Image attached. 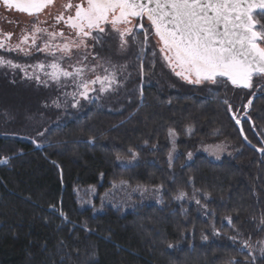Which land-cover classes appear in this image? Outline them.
<instances>
[{
	"label": "trees",
	"instance_id": "trees-1",
	"mask_svg": "<svg viewBox=\"0 0 264 264\" xmlns=\"http://www.w3.org/2000/svg\"><path fill=\"white\" fill-rule=\"evenodd\" d=\"M163 71L155 73L156 83L135 89L110 109L83 99L73 108L71 98L65 106L60 91L72 87L37 86L19 72L0 69V158L11 157L0 164V264H244L251 259L252 253L225 234L202 237L210 236L214 223L222 233L238 230L245 239L264 238V152L250 147L237 126L242 120L249 141L264 149V79L254 77L251 89L223 81L194 86L168 68ZM57 96L60 108L52 106ZM170 129L180 148L171 167ZM223 138L238 144L239 153L213 160L196 151L188 161L190 150ZM129 149L137 160L117 161V155L130 161ZM122 181L159 190L161 202L151 195L125 208L107 205L99 213L81 205L80 188H95L93 205L99 207ZM181 191L201 193L208 207L185 209L174 199ZM253 264H264V258Z\"/></svg>",
	"mask_w": 264,
	"mask_h": 264
},
{
	"label": "snow or ice",
	"instance_id": "snow-or-ice-1",
	"mask_svg": "<svg viewBox=\"0 0 264 264\" xmlns=\"http://www.w3.org/2000/svg\"><path fill=\"white\" fill-rule=\"evenodd\" d=\"M53 2L2 0L6 9L28 14L35 18V23L30 29L22 30L15 44L9 43L11 33L4 35L0 39V49L25 58L41 54L44 60L21 64L0 55V69H8L13 75L19 72L22 80L37 86L55 85L58 91L72 87L71 92L60 91L65 106L69 105V98L73 108L80 106L81 99L96 103L105 95L117 93L130 77L127 69L131 65L119 64L96 52L98 47L102 48L113 40L117 42L119 53L136 47L141 91L146 86L145 80L150 81L143 72L145 63L153 73L159 63L194 86L207 83L215 86L223 81L237 88L251 89L254 77L264 79V23L256 18L264 17V0H68L53 24L41 27L45 22L39 20V15ZM56 25H60L59 31ZM141 34L142 40L139 39ZM108 47L111 48V44ZM248 103H252L251 99ZM52 106L61 107L60 96L52 101ZM45 132L37 135L42 137ZM169 135H174L173 130H169ZM260 151L264 152V149ZM129 152L130 161L122 160L119 155L117 161H136V153L131 149ZM192 156V152L187 154L189 159ZM9 159L11 157L0 158V164ZM172 159L170 152L169 167ZM185 195L181 191L174 199L180 200ZM196 203L199 205L200 201ZM204 214L215 215L210 211ZM260 222L264 225V216ZM213 235H219L214 225ZM237 235H240L238 230ZM202 238L208 239L207 236ZM229 239L235 243L237 237ZM241 243L251 255V238ZM257 243L264 244V241ZM260 258H264V247L244 264H253ZM230 264L240 262L233 260Z\"/></svg>",
	"mask_w": 264,
	"mask_h": 264
},
{
	"label": "rangeland",
	"instance_id": "rangeland-1",
	"mask_svg": "<svg viewBox=\"0 0 264 264\" xmlns=\"http://www.w3.org/2000/svg\"><path fill=\"white\" fill-rule=\"evenodd\" d=\"M68 2V0H54L53 5L47 9L44 10V12L42 14L39 15V20L43 21L45 23L41 24V27H50L53 24L54 18L57 14H59L61 11H63L62 9V5L64 3ZM261 23H264V17L261 16H257L256 17ZM35 23V18L30 16V15H24V14H18V13H14L11 10H8L5 8V6H3V4L0 3V39H3L4 35L11 33L12 34V38L9 41V43L15 44L17 43L20 35L22 34V30H28L32 27V25ZM135 23V22H134ZM56 30L59 31L60 30V25H56ZM139 39H143V35L141 34ZM149 40L154 42L152 40V37H149ZM108 44H111V48L108 47ZM96 52L101 56V57H111L113 59L114 62H117L119 64H125L128 63L129 65H131L127 71L129 73H131L130 77H128L122 87L120 88V90L112 95H105L101 100H99L98 102H100L102 105L103 103L106 104V106H112V103L115 102H119V101H124L126 99H128V97H130V95L132 94V92H134L135 89L137 88H141V78L139 75V61H137L135 59V52H136V47H132L130 48L129 51H127L126 53H119L117 51V42L115 40L113 41H109L106 42L105 46L102 48H97ZM2 54H6L8 55V58L17 60V62L21 63V64H32L35 63L38 60H44V56L41 55L37 56L36 58H25L23 56H15V53H6L3 49H0V55ZM14 56V57H13ZM160 65L159 63L156 64ZM155 66V71L154 73L151 72L148 68V64L145 63L144 65V69L143 72L145 74L146 77H150V81L149 80H145V84H151V83H156L159 79L156 77V74H163L164 73V68H162L161 66ZM31 71V69H30ZM144 87V86H143ZM96 102V103H98ZM110 109H112V107H108ZM174 132V135H171V153H172V157L173 159L171 161H174L179 152H180V148L177 145L178 144V135ZM192 133V129L191 127H189L186 130L187 134ZM223 149L222 151H220L219 149ZM241 150V147L236 144L234 141H229L227 139H214L212 141H207L205 143H202L199 145V147L196 150H190L189 152L193 153V156L191 159L188 158V161H192L195 157V153L197 152H204L207 155H209L213 160H221L223 157L225 156H234L236 154L239 153V151ZM195 151V152H194ZM131 160V159H130ZM137 160V158H136ZM133 164V163H132ZM97 190L95 188H80L78 190V197L79 200L81 202V205L83 207H87V206H92L95 209V212L99 213V212H103L105 211V206L107 205H111L117 209H119L120 207L125 208L127 202H130L132 200L134 201H143L146 200L147 196H153L154 199H156L157 201L161 202V197L162 194L159 190L154 189V188H150V187H146V186H133L129 183H119L116 185L115 189L113 191H111L110 193H108L106 196H103L101 199V205L99 207H94L93 202L94 199L97 197ZM186 193V192H184ZM176 200V199H175ZM199 200L200 201V206L207 208L208 205L206 204V202L202 199V194L198 193L197 191H194L192 194H188L186 193V195L180 199V200H176V202L180 203L181 205H183L185 207V209L191 207L192 205L197 204L196 201ZM165 204V202H164ZM229 221V220H227ZM213 225L215 228V231L219 233V235H212L213 234ZM211 232L208 237L207 240H211L212 238H217L220 237V235L225 234L226 236L229 237H233L236 236L237 240L236 242L242 245V241L243 240H248L245 239L243 237H239L240 235L236 234H227V233H222L220 228H217L215 226V224H212V228H211ZM231 240V239H230ZM232 241V240H231ZM259 241H264V238L262 240H258V241H253L251 240L252 244H253V250H252V254L253 256L258 255L259 249L261 247H264V244L261 243H257Z\"/></svg>",
	"mask_w": 264,
	"mask_h": 264
},
{
	"label": "water",
	"instance_id": "water-1",
	"mask_svg": "<svg viewBox=\"0 0 264 264\" xmlns=\"http://www.w3.org/2000/svg\"><path fill=\"white\" fill-rule=\"evenodd\" d=\"M237 126H238L239 129H240V132H241V134H242V137H243L244 141H245L250 147H252V148H254V149L260 151V150H261L260 148H258L257 146H255V145L252 144L251 142L249 143V139H248V137H247V135H246V133H245V130H244V127H243V121H242V120H239V123H237ZM245 137H247V139H245Z\"/></svg>",
	"mask_w": 264,
	"mask_h": 264
}]
</instances>
